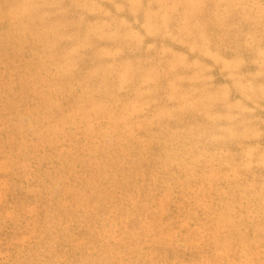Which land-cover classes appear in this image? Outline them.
Here are the masks:
<instances>
[{
	"label": "rangeland",
	"instance_id": "obj_1",
	"mask_svg": "<svg viewBox=\"0 0 264 264\" xmlns=\"http://www.w3.org/2000/svg\"><path fill=\"white\" fill-rule=\"evenodd\" d=\"M0 264H264V0H0Z\"/></svg>",
	"mask_w": 264,
	"mask_h": 264
}]
</instances>
